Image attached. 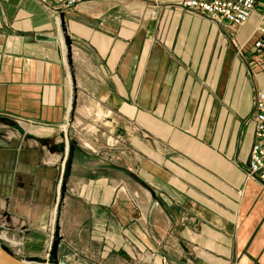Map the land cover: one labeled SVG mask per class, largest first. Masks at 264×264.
<instances>
[{
    "label": "crops",
    "instance_id": "obj_1",
    "mask_svg": "<svg viewBox=\"0 0 264 264\" xmlns=\"http://www.w3.org/2000/svg\"><path fill=\"white\" fill-rule=\"evenodd\" d=\"M183 1L0 0V240L16 257L46 256L75 140L60 261L264 264L248 175L264 0L236 32Z\"/></svg>",
    "mask_w": 264,
    "mask_h": 264
},
{
    "label": "built area",
    "instance_id": "obj_2",
    "mask_svg": "<svg viewBox=\"0 0 264 264\" xmlns=\"http://www.w3.org/2000/svg\"><path fill=\"white\" fill-rule=\"evenodd\" d=\"M47 9L62 13L76 9L80 4L92 0H35ZM262 0H184L181 7L186 11L204 17L217 25H224L236 32L245 26ZM258 39L254 42L257 65L264 70V3L257 27ZM255 124V139L251 149L248 175L251 179L264 181V94L255 98L251 117ZM54 228L50 234L52 243Z\"/></svg>",
    "mask_w": 264,
    "mask_h": 264
},
{
    "label": "water",
    "instance_id": "obj_3",
    "mask_svg": "<svg viewBox=\"0 0 264 264\" xmlns=\"http://www.w3.org/2000/svg\"><path fill=\"white\" fill-rule=\"evenodd\" d=\"M61 21H62V25H61L62 34H63L65 45L67 48V60H68V63L70 65V69H71V77L74 81L75 71H74V68L72 67L71 40L69 39V37L67 35V29H66L65 24L63 22V16H61ZM74 107H75V105H74ZM77 148H78L77 141L72 140L69 142V152H68V157H67V161L65 164L64 174H63L62 182H61L60 199H59L57 215H56V220H55L53 243H52L51 251H50V255H49L50 256L49 264H68L64 261H60V259H59V249H60L61 242H62V237L60 234L61 228L59 225V221H60V217H61V205L65 199V195L67 192V184H68V181H69V178L71 175L73 159H74L75 151ZM0 264H31V263L22 261V260L18 259L17 257L11 255L0 244Z\"/></svg>",
    "mask_w": 264,
    "mask_h": 264
},
{
    "label": "rangeland",
    "instance_id": "obj_4",
    "mask_svg": "<svg viewBox=\"0 0 264 264\" xmlns=\"http://www.w3.org/2000/svg\"><path fill=\"white\" fill-rule=\"evenodd\" d=\"M50 238V237H49ZM52 243H53V240H52ZM52 243H51V241H50V239H49V241H48V246H47V254H46V256L43 258V259H39V260H36V259H27V261L26 262H29V263H31V264H49V259H50V251H51V246H52ZM0 244L2 245V247L3 248H5L6 250H7V252L8 253H10L11 255H13V256H15L13 253H11L12 252V250L14 249V247L16 248V247H19V243L17 242H15V244L16 245H18V246H13L12 244H13V242H10V243H7V242H4V241H1L0 240ZM13 246V247H12ZM11 251V252H10ZM16 257V256H15ZM18 258V257H17ZM18 259H20V260H22V261H24L25 259H21V258H18ZM34 262V263H33ZM67 263V262H66ZM96 264H98V263H96ZM102 264V263H101Z\"/></svg>",
    "mask_w": 264,
    "mask_h": 264
},
{
    "label": "trees",
    "instance_id": "obj_5",
    "mask_svg": "<svg viewBox=\"0 0 264 264\" xmlns=\"http://www.w3.org/2000/svg\"><path fill=\"white\" fill-rule=\"evenodd\" d=\"M5 249V248H4ZM6 250V249H5ZM7 251V250H6Z\"/></svg>",
    "mask_w": 264,
    "mask_h": 264
}]
</instances>
